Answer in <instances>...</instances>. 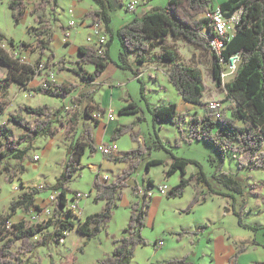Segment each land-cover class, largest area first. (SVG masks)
<instances>
[{"label": "rangeland", "instance_id": "obj_1", "mask_svg": "<svg viewBox=\"0 0 264 264\" xmlns=\"http://www.w3.org/2000/svg\"><path fill=\"white\" fill-rule=\"evenodd\" d=\"M39 0H27V13L21 24H15L11 11L9 9L10 0H1L0 4V33L8 38H14L17 44L22 42L26 44L20 50V56L26 63L36 65L40 61L44 68L39 75L30 83L28 90H24L15 84L7 86L6 92H0V103L4 105V114H0V125L7 122L9 115L16 113L19 106L29 105L39 107L43 105L50 106L53 110L69 107V112L60 118L56 126L60 129L57 137L51 139L39 137L33 149L29 152L24 161L26 170L24 173L19 169L14 160L7 164L10 167V178L12 182H7L6 173L0 174V216L8 212L9 206L13 200L19 198L21 194L30 187L42 188L44 186L54 185L67 160L68 149L71 143L70 130L73 129L71 120L77 116L78 134L76 138L81 137L86 128H91L94 133L95 141L101 131H105L104 126H94L93 121L85 115V107L89 100L95 105L103 107L104 102L111 101L112 97L107 94L105 97V87L111 85L120 89L121 99H116L114 104V117L116 128L134 123V134H139L137 141L133 140L130 134H125L117 140L111 141L112 134L107 136V143H115L119 147V154L124 155L127 152L137 151L143 147L145 153L140 155L139 163L135 167L128 186L123 189V196L118 200V207L115 209V215L108 225V229L102 232L97 238L86 243V238L78 233L76 229L66 233V238L59 244L51 243L47 247L39 248L30 258V264H98V261L112 254L113 244L111 236L117 238L126 236V227L130 218L131 205L139 200L136 193L138 189L145 190L149 188V181H153L151 191L154 194L153 203L145 217V227L142 230V237L146 239L147 246H139L136 249L134 260L131 264H149L151 262L165 261L173 258H182L189 256L193 264H211L210 258L204 257L209 250L213 238H217L221 232H228L230 237L236 241V246H250L252 243L260 244L264 247V170L249 171L239 169L237 158L228 153L222 172L229 173L232 177L239 180L242 191H232L231 188L224 186L215 176L220 168V157L215 148L204 141L193 140L190 134V122L187 121L181 125L182 133L179 132L177 125L170 121L158 122L154 120L152 108L155 106H166L171 103H178L182 112H188L195 115L194 109L203 115L207 112L206 103L211 100H222L223 111L230 114L232 105L227 102L226 88H220L214 78L212 71L207 68V57L203 51H198L192 45L182 41V55L188 62L198 63L196 58H192L194 51L199 53V61L202 65L204 84L206 91L204 93V106H186L182 100H178L175 87L160 75L158 79H151L147 74L142 79L135 78L140 64L129 58L131 69H125L121 65L120 52L121 45L118 38H114L110 46V59L102 78L104 83H87L81 80L74 69H77L75 62L78 60V48L80 46L94 47L91 29V20L88 26H83L79 13L75 16L78 25L72 30V35L67 40L64 33L61 32L59 25H63L67 30L72 15L69 13L72 0H59V15L47 9L46 13H36L39 21L49 23L54 27L55 40L42 58L36 46L35 33L38 32L40 23L35 22L31 16L34 10V4ZM114 8L111 9V28L116 31L134 18H142L145 14L153 13L157 8H166L170 0H151L148 4L145 0H119L118 6L116 0ZM138 1L139 5L136 12H129L127 6L130 2ZM226 0H214L218 5ZM84 9L89 6L94 7L91 0H80L78 5ZM144 9L147 11L144 12ZM61 30V31H60ZM66 40V41H65ZM72 42V46H70ZM4 43H7L4 41ZM171 42L169 41V44ZM74 49V47H76ZM79 46V47H78ZM55 55L54 60H49L51 54ZM64 61V62H62ZM158 61L154 57L153 63ZM41 66V65H40ZM39 69V68H38ZM85 69L93 72L94 65H88ZM149 70V69H148ZM56 83L70 82L76 85V90L64 104L56 98L35 94L30 91L35 87L41 86L52 77ZM8 68L0 66V79L8 82ZM122 84V85H121ZM145 87V96L142 93V87ZM125 99L134 102L140 109L137 115H120L119 110L128 104ZM180 99V98H179ZM124 100V101H123ZM95 112V111H94ZM27 119L30 116L24 113ZM106 125V124H105ZM13 134L18 136L21 130L15 125H10ZM114 129V130H115ZM143 138V141H141ZM159 141L162 142L160 145ZM87 153L82 162V167L71 182L70 188L73 192L90 194L88 199L76 202L77 209L72 210L75 216L73 221L79 223L84 221L88 215L100 212L105 207V202H94L95 193L92 189L95 180V174L88 168L87 163L96 161L103 165L101 176H107L109 179L105 182L115 181L119 175L128 167L125 162H114L113 157H105L101 152L96 153L89 159ZM39 159L36 160L35 157ZM183 158L193 161L186 168V174L182 171L167 176V171L173 158ZM151 160H161L160 165L151 166L147 170V164ZM4 165H2L3 168ZM205 173V180L200 171ZM96 171V175H97ZM193 174L199 175L202 182L197 187L191 184L186 188L182 197L169 198L170 190L179 184L182 178H187ZM196 182V181H195ZM24 187H22L23 185ZM168 187L165 195L159 193V188ZM255 187V188H254ZM224 193L226 196L216 197L205 204H199L188 211L189 204L196 196L197 192H208L210 189ZM53 193L46 191L37 197V204L41 210H34L32 214L25 215L21 211L12 219L13 222L26 220L30 225H39L46 222L53 215L54 202L51 199ZM202 194V193H201ZM73 196V195H72ZM72 196H69L68 209L72 207ZM157 199L155 197H160ZM225 201V217L221 204ZM220 209V210H219ZM156 210L155 224L151 226L153 212ZM236 212L240 213L237 215ZM240 218L245 225L255 229L244 228L240 226ZM223 229V231H222ZM181 232H190L183 236L181 240L178 235ZM164 241L162 247H155L156 241ZM211 242V243H210ZM81 247L83 251L80 250ZM214 264H225L224 261H215Z\"/></svg>", "mask_w": 264, "mask_h": 264}, {"label": "trees", "instance_id": "obj_2", "mask_svg": "<svg viewBox=\"0 0 264 264\" xmlns=\"http://www.w3.org/2000/svg\"><path fill=\"white\" fill-rule=\"evenodd\" d=\"M92 1L98 9L88 12L84 20L104 24L109 41L103 55H99L94 47L80 46L78 48V60L75 62L77 69H74V72L81 80L93 84L102 77L109 63L111 43L116 37L121 45V65L119 66L131 69L129 58L132 55L136 56L135 62L141 67L146 66L153 63L154 50L161 48L157 62L170 66L167 72L169 82L175 87L183 101L201 107L205 105L204 93L206 91L202 71L181 61L177 49L165 47L164 41L167 38H172L175 42L184 41L198 50L211 53L213 78L220 86L222 65L216 53L211 50L209 43L201 35L204 29H211L209 19L203 15L217 7H220L227 18L236 13L239 14L234 34L226 41V47L223 50V58L226 62L237 54L241 58L236 75L226 84V101L232 99L234 102L229 103L233 106L230 114L222 111L220 118L215 119L213 113L207 110L202 116H189L187 112H180L176 103L155 106L152 108V114L155 121H170L177 125L180 133H182L181 125L189 121L192 139L206 142L213 146L219 154L220 168L215 177L232 191L241 192L242 186L239 180L229 173L222 172V168L227 154L231 153L237 158L239 169L264 170V0H227L220 5H215L214 0H170L166 8H157L155 12L145 14L142 18L136 17L116 31L111 28L110 14L113 8L111 0ZM145 1L148 4L151 0ZM27 7L26 0H10L9 9L15 24L19 25L25 19ZM58 7L59 0H39L34 4L31 16L35 22H38L36 13H46L47 9L56 12ZM39 23L40 27L34 36L42 58L47 51H50V46L54 41V27L43 21ZM59 27L65 33V27L61 24ZM4 41L17 46L20 50L26 46L25 43L17 44L0 33V45ZM54 59L55 55L52 53L49 60ZM41 64L40 61H37L36 65L21 62L0 46V66L8 68L9 82L5 83V80L0 79V92H6L7 86L11 84L28 90L30 83L37 77ZM88 65L95 66L93 72L85 69ZM135 74L136 77L139 76L138 72ZM76 88V85L70 82L59 84L47 81V87L41 85L30 91L56 98L64 104ZM142 93L145 96L144 86ZM4 111L5 107L0 103V114H4ZM94 111L106 112L105 109L89 100L85 107V115L93 121L94 126L98 127L101 122L93 118ZM139 112L140 109L134 102H129L119 110L121 116L137 115ZM24 113L28 114L31 119H27ZM63 116L65 114L62 108L53 110L48 105L39 107L21 105L16 113L9 115L6 123L0 125V174L6 173L7 182H12L7 162L14 160L24 173L26 170L24 161L33 149L36 140L39 137L51 139L57 137L60 129L56 124ZM78 119L75 116L71 120L73 129L70 130L71 135L68 137L71 143L67 160L57 182L52 186L28 188L18 199L11 202L8 212L0 216V264H30V258L39 248L47 247L51 243H61L66 238V233L74 229L86 238L84 246L108 229L115 215V209L118 207V200L123 196V189L128 186L132 173L139 163L138 157L143 155L145 150L140 147L137 151H130L111 159L114 162H125L128 167L113 182H103L99 176L95 178L92 185L95 193L94 202H105L106 205L102 211L88 215L84 221L75 223L73 221L75 216L68 206L69 196L77 192H73L70 185L82 167L84 156L90 153L89 156L94 157L97 153V144L91 128H86L82 136L76 138L79 130ZM12 124L21 130L18 136L13 134L10 127ZM135 127L134 123L120 126L114 130L111 141L125 134H130L132 139L137 141L139 134L133 133ZM159 143L162 144L161 141ZM192 162L174 157L168 168L167 176L179 170L185 175L187 166ZM161 163V160H151L147 164V170ZM2 165H4L3 168ZM200 174L207 180L202 170ZM200 182L202 179L196 174L182 178L179 184L170 190L168 197H182L187 187L191 184L197 187ZM153 185V181L150 180L148 189H138L136 196L139 200L130 207L126 236L121 238L111 236L113 252L99 260L98 264H131L137 247L147 246L146 239L142 237V230L145 227V217L150 206L149 192ZM46 191L57 194L52 217L36 226L30 225L26 220L12 221L19 211L30 215L34 210H41L37 204V197ZM209 196L223 197L226 195L212 188L208 192H197L189 204L188 211L196 205L207 202ZM236 214L240 216V213L236 212ZM239 224L244 228L255 229L245 225L241 218ZM188 234L192 233L181 232L177 234V237L181 240ZM83 248L81 247L80 250L83 251ZM246 250V246H237L231 263L238 264L240 256ZM189 258V256H184L152 264H193Z\"/></svg>", "mask_w": 264, "mask_h": 264}, {"label": "built area", "instance_id": "obj_3", "mask_svg": "<svg viewBox=\"0 0 264 264\" xmlns=\"http://www.w3.org/2000/svg\"><path fill=\"white\" fill-rule=\"evenodd\" d=\"M27 1V0H26ZM80 0H72V3L70 4V10L69 13L72 15V19L69 22L68 28L64 33V38L67 40L72 35V30L75 29L78 25V21L75 19V6ZM139 5L138 1L130 2L127 6V9L129 12H134ZM205 18L209 19L211 29H204L201 32V35L203 38L206 39V41L209 43L211 50L216 53L218 56L219 62L222 65V73H221V85L220 88L224 87L226 88V84L230 82V80L236 75V72L238 70L239 64H240V55L237 54L234 57L230 58L228 62L225 61L223 58V50L226 47V41H228L234 34L235 25L239 21V14L236 13L230 18L225 17L223 12L221 11L220 7H217L213 11H210L203 15ZM91 29L93 30L92 38L94 40V48L97 50L99 55H103L106 45L109 41V36L107 32L105 31L104 24L102 23H92ZM65 40V41H66ZM6 52H8L13 58L20 59L21 62H25L24 59L20 56L19 52L20 49L17 46H12L8 43L2 42L0 45ZM44 68V65L41 64V66L38 69V75L39 72ZM37 75V76H38ZM50 82H55V78L52 74V77L49 79ZM42 86L47 87V82L42 84ZM229 103L233 104V100L229 99ZM222 100H211L206 103V110H209L213 113L214 118L218 119L221 116V113L224 109ZM70 108L65 107L64 114L66 115L69 112ZM93 118L102 122L105 119H107L109 122H113L115 120L114 112L113 110L109 109L105 113H102L100 111H95L93 113ZM97 151L101 152L105 157H117L119 148L115 143L111 144H100L97 147ZM36 160L39 158L36 156ZM97 176H99L100 180L105 182L109 178L107 176H101L100 171L97 172ZM168 191V187L162 186L159 188V193L161 195H165ZM151 192V191H150ZM149 192V195H150ZM57 194L53 193L51 195L52 201L56 200ZM90 194L85 193H79L77 192L72 196V207L70 210L77 209L76 202L88 199L90 198ZM151 197V195H150ZM55 203V202H54ZM164 245L163 241H159L155 243V247H162Z\"/></svg>", "mask_w": 264, "mask_h": 264}, {"label": "crops", "instance_id": "obj_4", "mask_svg": "<svg viewBox=\"0 0 264 264\" xmlns=\"http://www.w3.org/2000/svg\"><path fill=\"white\" fill-rule=\"evenodd\" d=\"M92 1V0H91ZM227 1V0H226ZM93 2V1H92ZM225 2V1H224ZM79 3V2H78ZM78 3L76 4L75 6V16H77V13H79V17L81 19L84 18V16L90 12V11H94V10H97L98 9V6L94 3V7H90L89 8H82L80 6H77ZM111 3H112V7L114 8V1L111 0ZM223 2L219 3L218 5L222 4ZM120 3H119V0H116V5L118 6ZM121 5V4H120ZM147 11L146 9H144V12ZM136 12V10L134 11V13ZM57 15H59L60 17V13H59V10L57 9L56 11ZM84 20V19H83ZM83 23V26H88L89 25V21H82ZM128 23V22H127ZM126 23V24H127ZM60 26V25H59ZM90 27V25L88 26ZM61 31V30H60ZM62 32V31H61ZM5 36V35H4ZM6 37V36H5ZM7 39L9 40H14V38H8L6 37ZM54 40H55V35H54ZM169 41L171 42L169 44ZM54 42V41H53ZM185 44L183 43L182 41H174L172 38H167L165 41H164V46L167 47V48H175L177 49L179 55H180V59L181 61H183L184 63L188 64V65H192V66H195L197 68H199L202 73H203V70H202V65L200 64V61H199V53L197 51H194L192 52L191 54V57L194 59L196 58L198 63L195 64V62H188L185 57L182 55V52H181V46ZM72 42L70 44V46H72ZM79 47V46H78ZM77 48L74 47V49ZM201 52V50H198ZM205 56L207 57V60H206V66L208 69H210L212 71V63H213V57H212V54L209 53V52H205ZM161 54V48H157L156 50H154V52L152 53L153 56H157L159 57ZM135 55H132V58L133 60H135ZM119 66V64H118ZM121 67V66H120ZM170 66L165 64V63H161V62H156V63H150V64H147L146 66H139L137 72L139 73V76L138 77H135V78H143L144 76H146V74L151 78V79H158V77L160 75H163L165 76V78L168 80V75H167V72L169 70ZM149 69V70H148ZM103 76V75H102ZM102 78V77H101ZM101 82L102 80L99 79L97 82ZM101 83H104L103 81ZM122 85V84H121ZM176 90V89H175ZM109 93V95H111L112 99L111 101L109 102H104L103 104V109H105L106 111H108L109 109L113 110L114 109V104H115V100L116 99H121L122 98V91L116 87H113L111 85H108L105 87V97L107 96V94ZM176 94L178 95V100H182L183 104L186 105V106H190L192 107L193 104H189V103H186L185 101H183V99L180 97V95L178 94L177 90H176ZM180 98V99H179ZM124 101V100H123ZM130 102L129 100L125 99L124 103L126 102ZM127 102V103H128ZM178 105V110L180 112H182L180 109V106L178 103H176ZM127 105V104H126ZM196 106V105H194ZM124 107V106H123ZM194 110V113L195 115H199V116H202L196 109V107H192ZM189 114V116H191V113H189V111L187 112ZM192 116H194L192 114ZM113 122H116V120H114ZM118 122V121H117ZM116 122V123H117ZM116 123H112V122H109L107 119H105L104 121H102L100 123V126H104L105 128V131H101V133L99 134V136L97 137L96 139V144H97V147L98 145L104 143V144H111V143H107V136L109 134H112V132L114 131V129L116 128ZM106 124V125H105ZM128 125V124H127ZM137 128V127H136ZM141 141H143V138H141ZM119 148V147H118ZM119 154V152H118ZM118 157L119 156H122V155H117ZM91 157H89L90 159ZM115 158V157H113ZM103 165L104 164H100L96 161H91V162H88L87 163V166L88 168L93 172V174H95V178L97 177L96 175V171H102L101 168H103ZM131 180V179H130ZM130 182V181H129ZM150 199H149V208L147 210V212L149 211V209L151 208V205H152V201L154 199V194L153 192L151 191L150 192ZM216 197L218 198H221L220 196H209L208 197V200H214L216 199ZM157 199H160V197H155ZM206 203V202H205ZM204 203V204H205ZM225 201H223V204H221L220 206V209L223 210V217L227 216L225 214V211L227 212V209H225ZM219 209V210H220ZM156 210L153 212V215H152V220H151V226H153L155 224V216H156ZM148 216V214H147ZM223 231V229H222ZM163 241V240H162ZM158 242V240L156 241V243ZM164 242V241H163ZM211 243V242H210ZM247 250L240 256L239 258V261H238V264H264V247L261 246L260 244H256V242L252 243L250 246H246ZM237 251V246H236V241L234 239H232L230 237V234H228V232H221V234H219L217 236V238H213L212 240V243H211V246L209 248V250L204 254V257H208L210 258V263L211 264H214L215 261H224L225 264H232L231 263V258L235 255ZM166 261V260H165ZM158 262H163V261H157L156 263ZM153 262L149 263V264H152Z\"/></svg>", "mask_w": 264, "mask_h": 264}]
</instances>
